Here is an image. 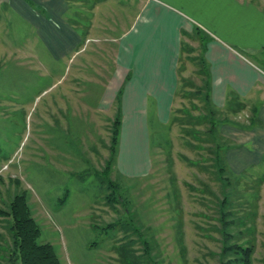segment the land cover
Listing matches in <instances>:
<instances>
[{"label": "rangeland", "instance_id": "rangeland-1", "mask_svg": "<svg viewBox=\"0 0 264 264\" xmlns=\"http://www.w3.org/2000/svg\"><path fill=\"white\" fill-rule=\"evenodd\" d=\"M197 2L200 7L189 10L193 21L238 48L264 76V0ZM76 10L72 20L81 15ZM108 19L114 23L117 17L96 18L101 32L92 34L86 56L81 51L76 59L55 60L39 42L29 49L35 38L14 11L3 17L10 45L0 49V207L25 193L41 241L54 246L61 264H222L220 200L226 193L233 200V240L253 243L252 264H264V150L245 170L233 162L228 175L237 181L227 186L209 151L187 131L190 124L203 130L208 125L197 122L206 104L192 93L194 83H203L200 64L192 59L199 48L189 53L185 46L171 123L151 124L149 174L131 178L114 165L107 168L116 112L94 109L116 67V50L108 45L112 34L103 40ZM32 51L36 55L28 56ZM243 108H222L216 117L227 118L221 125L226 138L250 148L248 141L258 134L249 129L261 124L254 119L241 128L251 116ZM135 149L139 156L143 146ZM9 225L0 215V264L7 263L12 242Z\"/></svg>", "mask_w": 264, "mask_h": 264}, {"label": "crops", "instance_id": "crops-1", "mask_svg": "<svg viewBox=\"0 0 264 264\" xmlns=\"http://www.w3.org/2000/svg\"><path fill=\"white\" fill-rule=\"evenodd\" d=\"M88 1L0 0V33L3 34L0 49L5 50L10 45L7 28L3 25L8 11H14L30 26L35 41L29 49H36L39 42L55 60L76 59L81 51L87 54L85 48L92 34L95 37V33L101 32L97 30L96 18L106 22L107 17H117L114 23L108 19L109 27L102 30L103 40L109 36L107 33L113 36L109 38L113 42L108 45L116 50V67L94 110L121 114L115 162L119 175L142 178L149 174L151 124L171 123L185 46L189 53L197 48L202 51L192 55V59L204 55L208 70L205 79L213 106L232 112L237 107H247L249 117L256 119L255 124H261L249 129L258 134L248 141L250 148L243 143L237 146L241 150H235L237 147L228 150L230 168H234L233 162H238L236 166L245 170L259 160L264 150V81H261L264 76L238 48L219 35L205 32L193 21L190 11L200 7L197 0H94L92 4ZM238 3L243 5V2ZM75 8L76 13L81 14L78 20L71 19L75 17ZM115 31L120 34L115 35ZM33 55L36 54L32 51L28 56ZM112 80H115L114 91L107 97ZM138 145L143 146L139 156L135 149Z\"/></svg>", "mask_w": 264, "mask_h": 264}, {"label": "trees", "instance_id": "trees-1", "mask_svg": "<svg viewBox=\"0 0 264 264\" xmlns=\"http://www.w3.org/2000/svg\"><path fill=\"white\" fill-rule=\"evenodd\" d=\"M200 64L199 73L203 75V83L201 85L193 84L196 87L192 93L202 98L206 104V113L199 114L198 121L208 122L206 129H197L201 124H190L188 132H195V138L201 142L197 146L201 149L209 151L208 160L213 161L216 171L219 176L224 179L225 184L236 182V177H229L228 172H231L227 152L233 147L239 146L232 143L221 133V125L226 123L227 118H218L219 108L213 106L210 100V94L207 90V80L205 79L207 74L206 61L203 53L195 58ZM238 109V110H237ZM242 109V106L237 107L235 111ZM254 118H250V123H253ZM215 120H218L216 124ZM251 124L243 125L241 128ZM121 129V114L116 112L112 121L111 129V145H110V157L108 158L106 165L107 168L115 166L119 138ZM232 197V196H231ZM113 200H120V197L114 196ZM233 200L230 199V195H224L220 200L221 209L220 216L223 223V238L224 244L221 250V261L227 264H252L253 254L255 252V246L253 243L244 244L233 240L234 234L229 231V227L234 223V213L230 210V206L233 204ZM252 206V205H251ZM0 215L9 219V231L11 234L12 242L8 249V257L6 264H61L60 258L50 242L41 241V227L34 218L29 203L27 201L26 194L23 192L15 193L10 199L7 208L0 207ZM253 212L248 213L247 217L252 222L251 216ZM248 223L243 221V224ZM247 228H253V225L247 226ZM253 231V230H251ZM228 258L227 260H225Z\"/></svg>", "mask_w": 264, "mask_h": 264}]
</instances>
